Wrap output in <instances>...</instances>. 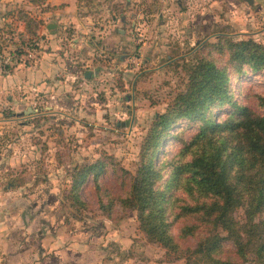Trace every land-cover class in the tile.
<instances>
[{
  "label": "rangeland",
  "instance_id": "1",
  "mask_svg": "<svg viewBox=\"0 0 264 264\" xmlns=\"http://www.w3.org/2000/svg\"><path fill=\"white\" fill-rule=\"evenodd\" d=\"M219 33L264 43V13L231 0H0L1 227L16 240L23 227L32 231L23 245L35 243L36 230H53L43 248L86 247L89 261L183 264L161 262L164 250L145 240L134 211L115 204L105 217L90 178L78 192L88 206L82 221L60 202L73 167L99 157L111 163L102 184L119 191L152 116L184 87L183 63L194 61L187 56ZM233 87L239 102L252 104L264 93V73L245 72ZM178 146L166 136L159 161Z\"/></svg>",
  "mask_w": 264,
  "mask_h": 264
},
{
  "label": "trees",
  "instance_id": "2",
  "mask_svg": "<svg viewBox=\"0 0 264 264\" xmlns=\"http://www.w3.org/2000/svg\"><path fill=\"white\" fill-rule=\"evenodd\" d=\"M188 57L194 61L183 63L184 87L152 116L134 173L119 191L102 184L111 163L99 157L73 167L60 206L82 221L88 206L78 192L90 178L102 214L109 217L115 204L134 211L145 240L164 250L161 262L264 264V93L253 94L249 104L233 92L241 74L264 73V43L219 33ZM168 135L179 146L159 161Z\"/></svg>",
  "mask_w": 264,
  "mask_h": 264
},
{
  "label": "crops",
  "instance_id": "3",
  "mask_svg": "<svg viewBox=\"0 0 264 264\" xmlns=\"http://www.w3.org/2000/svg\"><path fill=\"white\" fill-rule=\"evenodd\" d=\"M231 4L239 10L248 11L250 8H253L254 11L264 13V0H251L250 4L245 0H231ZM43 231L44 230L35 231L36 234L34 233V235L38 238L35 243L31 242L23 245L22 239L26 237L29 238V236L32 235V231L28 232V229L23 227V229H21L23 234L19 235L16 240L12 238L13 234L11 230L2 228L0 225V264H108L100 263L98 260L89 261L92 251L86 247L81 251H77L74 245H68L66 247L67 254L61 251L64 249L56 250L53 247L48 248V246L47 249L43 248V241H45L43 238H45V236L49 237L47 242L53 243V238L57 235L53 233V230L50 232ZM102 247L103 246H99L97 251L101 253ZM58 258L60 261L57 260Z\"/></svg>",
  "mask_w": 264,
  "mask_h": 264
},
{
  "label": "water",
  "instance_id": "4",
  "mask_svg": "<svg viewBox=\"0 0 264 264\" xmlns=\"http://www.w3.org/2000/svg\"><path fill=\"white\" fill-rule=\"evenodd\" d=\"M247 3H251V0H245ZM55 26V24L53 23V22H51V23H49V24H47L46 25V29H49L50 30V32H54V27ZM96 70H94V72H95ZM90 74H91V72L90 71H84L83 72V78H85V79H87V78H89V76H90ZM124 123H127V121H124ZM124 123H120L121 124V126H123L124 125Z\"/></svg>",
  "mask_w": 264,
  "mask_h": 264
}]
</instances>
